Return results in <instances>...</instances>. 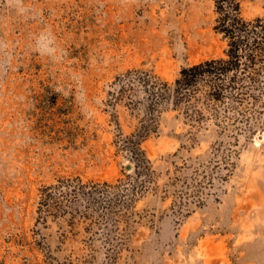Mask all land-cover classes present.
<instances>
[{"label":"rangeland","instance_id":"374dc122","mask_svg":"<svg viewBox=\"0 0 264 264\" xmlns=\"http://www.w3.org/2000/svg\"><path fill=\"white\" fill-rule=\"evenodd\" d=\"M22 2L24 14L0 0V264H264V119L238 142L208 119L192 144L195 128L164 108L141 142L154 179L112 231L41 206L61 177L132 172L114 141L142 111L115 100L113 82L134 68L173 82L182 67L225 55L214 1ZM240 2L245 18L264 15V0ZM228 147L233 168L220 179ZM106 235L125 240L111 252Z\"/></svg>","mask_w":264,"mask_h":264},{"label":"trees","instance_id":"16d2710c","mask_svg":"<svg viewBox=\"0 0 264 264\" xmlns=\"http://www.w3.org/2000/svg\"><path fill=\"white\" fill-rule=\"evenodd\" d=\"M217 13L214 29L227 42L225 55L211 57L182 67L173 82L150 70L134 68L117 76L109 91L116 99L126 97L133 108L142 111L137 129L115 138L117 149L133 163L132 172L115 181L89 179L79 175L61 177L43 189L41 206L57 205L70 216L104 221L112 231L128 212L136 196L147 189L154 179L152 163L141 142L158 129V116L167 107L178 110L195 128L190 132L192 144L196 132L210 119L218 136L225 135L238 142L239 135H250L264 119V15L252 19L241 13L240 0H213ZM220 152L213 145V155ZM235 148L228 147L224 155V179L233 168ZM216 156V157H217ZM220 170V171H221ZM213 184V176L208 178ZM197 201H202L198 194ZM84 209L80 210L79 205ZM65 206V208L63 206ZM72 206V207H71ZM72 209L68 210V208ZM111 252L117 251L125 238L106 235Z\"/></svg>","mask_w":264,"mask_h":264},{"label":"clouds","instance_id":"9594fccd","mask_svg":"<svg viewBox=\"0 0 264 264\" xmlns=\"http://www.w3.org/2000/svg\"><path fill=\"white\" fill-rule=\"evenodd\" d=\"M9 5L12 7H15V9L20 13V14H24L25 12H27V9H25L23 7V2L22 0H9ZM0 47H3L2 44H0ZM47 48V55H49L51 58L53 57V54H56V49L53 46L52 43H48L46 45ZM37 51H39V42L36 48Z\"/></svg>","mask_w":264,"mask_h":264},{"label":"water","instance_id":"95a60500","mask_svg":"<svg viewBox=\"0 0 264 264\" xmlns=\"http://www.w3.org/2000/svg\"><path fill=\"white\" fill-rule=\"evenodd\" d=\"M126 167H127L128 169H131V168H132V165H131V164H127Z\"/></svg>","mask_w":264,"mask_h":264}]
</instances>
